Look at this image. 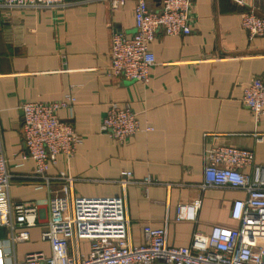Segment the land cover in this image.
I'll return each instance as SVG.
<instances>
[{"label":"crops","instance_id":"0c3cea01","mask_svg":"<svg viewBox=\"0 0 264 264\" xmlns=\"http://www.w3.org/2000/svg\"><path fill=\"white\" fill-rule=\"evenodd\" d=\"M55 9H0V129L4 155L12 175V202L38 207L36 226L27 241L12 244L10 229L0 228V249L9 250L10 264L26 254H50L42 240L46 201L61 182L37 186L33 162L20 160L24 102L62 101L60 110L80 138L73 157H59L49 175L74 178L72 193L80 197L125 196L133 243L142 242L145 225L166 229L170 246H188L194 234L213 226L236 228L232 202L244 194L231 189L202 188L206 152L213 144L248 149L264 165V114L254 121L242 104V87L264 79V35L248 39L241 26L248 6L232 0H192L189 35L158 30L150 50L156 63L147 85L107 74L110 37L134 32V0L111 10L104 1ZM162 0H146L159 9ZM251 7L255 0H243ZM258 14H260L258 12ZM112 103L127 104L137 114L139 131L123 144L100 131ZM215 134V139L205 136ZM133 183L124 189L120 173ZM248 172V170H245ZM150 179L153 184L137 182ZM136 182V183H135ZM38 189H37V188ZM200 201L195 221H175L179 204ZM78 251L86 254L88 243ZM8 261V259H7Z\"/></svg>","mask_w":264,"mask_h":264},{"label":"built area","instance_id":"2783aa9c","mask_svg":"<svg viewBox=\"0 0 264 264\" xmlns=\"http://www.w3.org/2000/svg\"><path fill=\"white\" fill-rule=\"evenodd\" d=\"M99 1L116 10L127 0ZM134 1V32L111 35L107 74L145 86L156 63L150 50L156 32L161 29L169 36L189 35L192 0H162L157 10L149 8L146 0ZM232 1L249 8L241 17L248 39L263 36L264 0H255L257 7L243 0ZM77 3L80 2L0 0V9H55ZM241 102L254 121H258L264 114V79L256 78L243 85ZM21 109L25 150L20 160L33 162L31 177L39 181L38 188H47L52 182H61V187L46 201L48 219L41 238L49 244L50 254L29 253L13 264H264V165L255 162L251 150L213 144L206 152L201 187L231 189L244 194V198L232 202L230 209L231 219L238 223L236 228L213 226L208 234H194L188 246L175 247L167 244L165 228L145 225L141 229L142 242L135 244L130 236L124 195L75 196L73 177L49 175L58 158L73 157L80 143L72 125L58 116L60 110L72 109L71 99L24 102ZM139 129L137 114L127 104H110L100 124V131L118 144L128 141ZM205 136L216 137L215 134ZM263 137V134H253L256 142H261ZM131 178L129 171H122L118 182L124 189L134 182ZM11 179L0 129V228L10 229L11 243L15 244L28 240V229L37 223L38 207L10 200ZM137 183L153 184L148 178ZM199 207L200 201L179 204L175 221H195ZM82 241L88 243L86 254L78 251ZM10 255L9 250L0 249V264H10Z\"/></svg>","mask_w":264,"mask_h":264},{"label":"water","instance_id":"95a60500","mask_svg":"<svg viewBox=\"0 0 264 264\" xmlns=\"http://www.w3.org/2000/svg\"><path fill=\"white\" fill-rule=\"evenodd\" d=\"M159 264H162V263H159Z\"/></svg>","mask_w":264,"mask_h":264}]
</instances>
